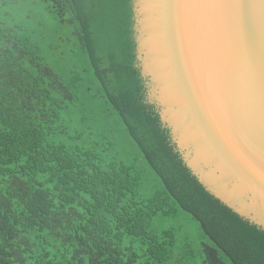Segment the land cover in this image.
<instances>
[{
	"label": "trees",
	"instance_id": "16d2710c",
	"mask_svg": "<svg viewBox=\"0 0 264 264\" xmlns=\"http://www.w3.org/2000/svg\"><path fill=\"white\" fill-rule=\"evenodd\" d=\"M36 1L0 18V264H194L195 244L202 264H264V230L204 189L147 102L132 0Z\"/></svg>",
	"mask_w": 264,
	"mask_h": 264
},
{
	"label": "water",
	"instance_id": "95a60500",
	"mask_svg": "<svg viewBox=\"0 0 264 264\" xmlns=\"http://www.w3.org/2000/svg\"><path fill=\"white\" fill-rule=\"evenodd\" d=\"M136 67L204 189L264 230V0H132Z\"/></svg>",
	"mask_w": 264,
	"mask_h": 264
},
{
	"label": "rangeland",
	"instance_id": "374dc122",
	"mask_svg": "<svg viewBox=\"0 0 264 264\" xmlns=\"http://www.w3.org/2000/svg\"><path fill=\"white\" fill-rule=\"evenodd\" d=\"M38 10L37 7V1L36 0H20L19 2H15V0H0V18H12V17H17L18 19H27L26 17L32 15L37 17L38 15H35L36 11ZM31 16V17H32ZM31 19V18H30ZM41 17H38L37 20L36 18L31 19L32 21L36 20V26L39 25L37 21L40 22V25L42 26L43 30H44V25H45V30L47 33H52V26L50 24H48L49 22H47V19H44ZM43 21H44V25H43ZM126 155L128 157H132L135 158V160H130L132 162H134L137 165H141V157L139 154L138 149L132 144L128 142V151L126 153ZM190 225L184 229V232H187L189 237H191V239H193V236L191 235V233L193 235H196V238L194 239H200L202 236V233L198 230L196 225H193V223H189ZM173 226L174 225V221L172 220H165V218H156L152 221V228L156 229V230H162L167 228L168 226ZM187 241L181 243V245H185ZM196 245V244H195ZM195 245L193 248H191L193 250L192 254H189V252L186 254L187 258H189L192 261H195L194 264H202V258L199 257V252L198 250H195ZM177 251V250H176ZM188 251V250H187ZM185 251V252H187Z\"/></svg>",
	"mask_w": 264,
	"mask_h": 264
}]
</instances>
